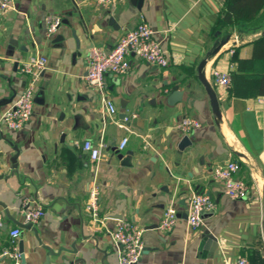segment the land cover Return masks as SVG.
<instances>
[{
  "label": "crops",
  "instance_id": "crops-1",
  "mask_svg": "<svg viewBox=\"0 0 264 264\" xmlns=\"http://www.w3.org/2000/svg\"><path fill=\"white\" fill-rule=\"evenodd\" d=\"M223 3L125 0L102 7L90 0H14L0 14V117L29 81L19 67L37 55L47 59L28 123L19 131L0 124V264H14L3 256L13 228L21 231L17 248L22 245L26 264H119L104 228L85 210L94 180L106 227L126 221L144 230L137 264H234L240 257L264 264V105L258 102L264 98V55L253 46L264 41V29L231 31L218 47L214 29ZM55 15L61 26L47 37L45 18ZM141 17L167 68L130 56L127 74L107 75L103 93L88 88V50L110 52ZM214 68L232 74L226 94L213 85ZM200 73L216 94L218 115ZM103 98L115 113L109 114ZM186 117L202 127L183 135L177 123ZM185 136L189 145L179 149ZM84 141L103 145L97 163L75 145ZM232 159L241 162L235 177L250 188L244 201L224 197L223 184L210 177L215 166ZM192 193L216 204L197 231L188 230L184 216ZM24 202L43 208L38 224L23 223ZM170 205L178 222L162 233L157 226Z\"/></svg>",
  "mask_w": 264,
  "mask_h": 264
},
{
  "label": "built area",
  "instance_id": "built-area-1",
  "mask_svg": "<svg viewBox=\"0 0 264 264\" xmlns=\"http://www.w3.org/2000/svg\"><path fill=\"white\" fill-rule=\"evenodd\" d=\"M102 7H110L120 4L125 0H90V2ZM14 5V0H0V14H5ZM46 36L51 37L61 26L62 19L55 16H47ZM237 43V38H235ZM130 56L137 57L147 64L164 69L168 66V60L163 53L160 44L156 41L153 31L141 17L140 23L133 29L124 34L110 52H104L97 47H92L86 54V76L85 82L88 88L103 93L105 89V77L115 75L122 76L127 74L130 69ZM47 59L44 56L32 57L19 67V73L28 76L29 81L24 89L3 111L0 117V124H3L10 131H19L30 120L33 112L35 88L40 74L46 67ZM213 85L220 90L221 94H226L231 86V75L228 70H212ZM264 105V98L259 101ZM103 105L109 114L115 113L113 104L103 98ZM116 123L119 128H125L127 123ZM202 126L193 118L186 117L177 123V128L183 135L192 131L199 130ZM128 139L124 138L117 145L118 150L125 149ZM83 152L87 153L91 163H97L101 157L102 144L93 145L90 141L82 144L76 143ZM1 165V161H0ZM241 168V162L236 159L227 160L224 164L215 166L210 177L223 184L224 197L234 201H244L250 193L249 185L235 176ZM186 223L190 231H197L203 225V216L212 213L216 209L214 200L209 195L192 193L187 199ZM100 186L97 180L91 182L86 205V212L91 221L97 226L103 227L110 239L111 244L118 252L119 264H137L140 261L144 249L142 234L144 230L136 224L126 221H117L113 228H107V217L100 216ZM24 202L25 214L23 223L36 225L44 214L41 207L29 208ZM179 213L177 209L170 205L161 216V221L157 226L158 231L169 233L178 222ZM2 223H0V227ZM21 234L19 228L9 231L10 249L5 250L3 256H8L14 260V264L20 263V256L17 248V240ZM234 264H250L245 257L238 258Z\"/></svg>",
  "mask_w": 264,
  "mask_h": 264
},
{
  "label": "trees",
  "instance_id": "trees-1",
  "mask_svg": "<svg viewBox=\"0 0 264 264\" xmlns=\"http://www.w3.org/2000/svg\"><path fill=\"white\" fill-rule=\"evenodd\" d=\"M218 15L214 33L219 47L231 31L248 33L264 29V0H224ZM253 46L261 51L259 56L264 55V41L258 40Z\"/></svg>",
  "mask_w": 264,
  "mask_h": 264
},
{
  "label": "water",
  "instance_id": "water-1",
  "mask_svg": "<svg viewBox=\"0 0 264 264\" xmlns=\"http://www.w3.org/2000/svg\"><path fill=\"white\" fill-rule=\"evenodd\" d=\"M204 62L201 64V67H203ZM199 81L201 82L202 86L204 89H206L211 107L213 108L214 112L218 115L219 114V108H218V103H217V97L213 89L210 88L209 84L204 80L203 75L200 73L199 75ZM174 93H173V99H176L177 97L180 96V93L177 90V87L173 88ZM179 149H184L189 145V138L188 136L183 137L181 141L179 142ZM261 199H262V205H261V217H262V223H261V235L263 237V242H264V184L262 186V192H261ZM179 216V215H178ZM186 217V215H184ZM156 227V226H154ZM148 229H151L152 227H147ZM18 253H19V260L21 264H26V261L24 260L23 257V248L22 245L19 244L18 248Z\"/></svg>",
  "mask_w": 264,
  "mask_h": 264
}]
</instances>
